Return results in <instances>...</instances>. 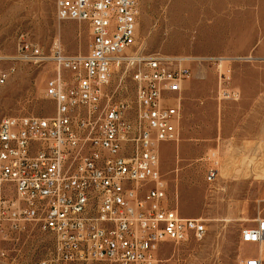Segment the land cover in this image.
Returning <instances> with one entry per match:
<instances>
[{"label": "built area", "instance_id": "1", "mask_svg": "<svg viewBox=\"0 0 264 264\" xmlns=\"http://www.w3.org/2000/svg\"><path fill=\"white\" fill-rule=\"evenodd\" d=\"M56 8L60 21L88 25L86 55H67L56 43L44 57L24 33L14 58L0 50V87L15 72L8 62L49 61L56 71L45 92L52 117L0 122V264L15 263L2 245L31 227L53 238L54 258L38 264H160L162 245L202 242L208 232L203 219L169 206L160 172V146L177 141L191 72L176 59L135 51L140 0H56ZM122 69L131 71L134 102L122 95L124 75L112 79ZM218 176L213 160L207 180ZM241 236L264 245V218Z\"/></svg>", "mask_w": 264, "mask_h": 264}, {"label": "rangeland", "instance_id": "2", "mask_svg": "<svg viewBox=\"0 0 264 264\" xmlns=\"http://www.w3.org/2000/svg\"><path fill=\"white\" fill-rule=\"evenodd\" d=\"M140 0L138 51L144 57L191 58L183 91L177 141L160 146V172L168 204L180 216L203 219L208 232L202 242L164 244L160 264H244L251 254L263 256L264 245L245 244L242 231L264 218V3L252 0ZM177 5V6H176ZM24 33L44 57L61 46L67 55H86L87 24L60 21L56 0H0V50L14 58ZM222 59V61L220 60ZM15 67L0 87V122L5 117L50 118L55 105L46 84L54 65L8 62ZM124 75L122 95L134 102L131 71ZM213 154L215 157H212ZM218 163L210 183L207 170ZM15 254L14 264H38L54 258L53 238L31 227L19 242L3 244ZM72 264H111L79 262Z\"/></svg>", "mask_w": 264, "mask_h": 264}, {"label": "crops", "instance_id": "3", "mask_svg": "<svg viewBox=\"0 0 264 264\" xmlns=\"http://www.w3.org/2000/svg\"><path fill=\"white\" fill-rule=\"evenodd\" d=\"M220 1H222V0H220ZM227 1L230 2L231 0H227ZM232 1H234V0H232ZM189 2H190L189 0H178L177 5H178V7L180 6V8L181 7L183 8V6L187 5ZM252 2L256 6V9H258V10L262 9V3H264V0H252ZM259 219H262V218H259ZM241 240H242V236H241ZM261 253L264 254V248L261 250ZM249 257H259L263 261V264H264V257L259 256V254H251L250 256H248V258Z\"/></svg>", "mask_w": 264, "mask_h": 264}, {"label": "bare ground", "instance_id": "4", "mask_svg": "<svg viewBox=\"0 0 264 264\" xmlns=\"http://www.w3.org/2000/svg\"><path fill=\"white\" fill-rule=\"evenodd\" d=\"M188 60H192L191 58H184V59H178L179 62H183V61H188ZM222 61V59H220ZM182 65V64H181ZM262 246V245H261Z\"/></svg>", "mask_w": 264, "mask_h": 264}]
</instances>
